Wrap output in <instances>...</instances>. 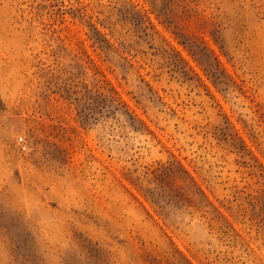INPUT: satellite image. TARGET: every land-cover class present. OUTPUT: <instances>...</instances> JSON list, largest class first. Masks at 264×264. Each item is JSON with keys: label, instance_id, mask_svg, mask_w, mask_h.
Masks as SVG:
<instances>
[{"label": "rangeland", "instance_id": "1", "mask_svg": "<svg viewBox=\"0 0 264 264\" xmlns=\"http://www.w3.org/2000/svg\"><path fill=\"white\" fill-rule=\"evenodd\" d=\"M0 264H264V0H0Z\"/></svg>", "mask_w": 264, "mask_h": 264}, {"label": "built area", "instance_id": "2", "mask_svg": "<svg viewBox=\"0 0 264 264\" xmlns=\"http://www.w3.org/2000/svg\"><path fill=\"white\" fill-rule=\"evenodd\" d=\"M16 142L18 143V145L20 146L21 149H24L25 143H24V140H23L21 135H18L16 137Z\"/></svg>", "mask_w": 264, "mask_h": 264}]
</instances>
